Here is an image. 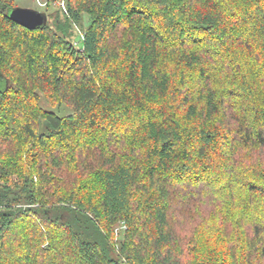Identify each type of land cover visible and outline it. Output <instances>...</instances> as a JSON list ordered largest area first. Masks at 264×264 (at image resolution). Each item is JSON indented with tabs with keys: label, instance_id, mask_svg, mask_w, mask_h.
Instances as JSON below:
<instances>
[{
	"label": "trees",
	"instance_id": "16d2710c",
	"mask_svg": "<svg viewBox=\"0 0 264 264\" xmlns=\"http://www.w3.org/2000/svg\"><path fill=\"white\" fill-rule=\"evenodd\" d=\"M57 1L0 0V264H264V0Z\"/></svg>",
	"mask_w": 264,
	"mask_h": 264
},
{
	"label": "rangeland",
	"instance_id": "374dc122",
	"mask_svg": "<svg viewBox=\"0 0 264 264\" xmlns=\"http://www.w3.org/2000/svg\"><path fill=\"white\" fill-rule=\"evenodd\" d=\"M13 4L16 7L30 8L41 13L46 11L48 13V25L59 35H63L67 31V35L71 44L75 48L81 49L84 33L89 23L88 16L83 18V25H73L71 27L66 19L67 7L64 1H57L50 7H47V0H14ZM4 87L5 83L0 79V89H3ZM39 96L40 106L44 111L51 112L61 117H66L67 115L71 114V109L69 106H54L50 104L49 101L45 99V96L41 91H39ZM125 231L126 227L124 225L119 226L118 229H116V238L118 241L123 239Z\"/></svg>",
	"mask_w": 264,
	"mask_h": 264
},
{
	"label": "water",
	"instance_id": "95a60500",
	"mask_svg": "<svg viewBox=\"0 0 264 264\" xmlns=\"http://www.w3.org/2000/svg\"><path fill=\"white\" fill-rule=\"evenodd\" d=\"M9 18L29 30L44 27L48 23V17L45 13L30 8H13L9 11ZM1 75L0 70V78Z\"/></svg>",
	"mask_w": 264,
	"mask_h": 264
}]
</instances>
